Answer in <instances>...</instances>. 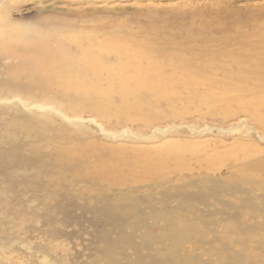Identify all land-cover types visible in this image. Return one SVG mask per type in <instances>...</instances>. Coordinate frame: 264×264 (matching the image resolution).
<instances>
[{"label": "rangeland", "instance_id": "1", "mask_svg": "<svg viewBox=\"0 0 264 264\" xmlns=\"http://www.w3.org/2000/svg\"><path fill=\"white\" fill-rule=\"evenodd\" d=\"M6 6L10 19L24 28L44 33L54 26L65 36H89L96 45L93 53L105 56L106 67L118 65L116 52L128 57L123 66L159 60L160 49L169 40L177 44L169 50L174 58L186 47L197 54L212 52L217 58L230 46L237 47L239 33H247L250 44L256 45L260 40L254 33L264 31L262 22L229 27L259 7L264 16V0H11ZM68 48L72 57H83L76 44ZM18 64L17 59L0 60V78H8L5 67ZM101 74L94 81H75L67 75L50 80L42 75L34 83L22 81L42 91L0 92V151L16 146L23 158L37 161L26 171L13 173L0 166V264L91 263L99 245L97 228L80 208L86 203L98 205L102 195L134 190L159 200L166 189L147 186L167 187L174 180L200 176L264 182L260 170L246 169L264 161V140L249 118L242 121L245 117L240 116L247 111L260 126L264 96L232 93L228 85L210 92L201 81L198 84L206 89L198 84L171 88L164 82L122 81ZM72 102L87 106L74 110ZM253 103L258 111L247 105ZM73 165L75 169H70ZM70 205L72 220L65 224L63 212ZM227 225L218 220L211 228L225 237ZM213 237L207 232L206 243L193 239L185 248L209 261V249L217 245ZM237 237L230 232V238ZM254 240L249 246L257 249ZM254 253L264 255V250ZM129 255L135 259L131 250Z\"/></svg>", "mask_w": 264, "mask_h": 264}, {"label": "bare ground", "instance_id": "2", "mask_svg": "<svg viewBox=\"0 0 264 264\" xmlns=\"http://www.w3.org/2000/svg\"><path fill=\"white\" fill-rule=\"evenodd\" d=\"M9 1L11 0H0V60L17 59L19 64L5 67L4 74L8 78L6 80L0 78V92L4 90L31 92L35 89L42 91L44 89L36 87L35 84L22 83L26 79L34 83L37 81V76L43 75L54 80L59 75H67L75 81H94L100 79L103 71L109 75V79L116 77L122 81L164 82L171 88H186L184 86L198 84V81H201L208 84L210 92L211 89L218 90L220 86L228 85L232 93H243L253 98L264 96V31H255L254 35L260 40L256 45L250 44V36L247 33H239L235 38L237 47L230 46V50L217 58L212 52L204 51L197 54L190 47H186L174 58L169 50L176 48L177 44L176 41L169 40L163 43L159 60H150L145 64L135 62V65L123 66L122 61L128 60V57L116 52L115 59L118 65L106 67L104 65L106 63L102 60L105 56L93 53V47L96 45L89 36L75 38L74 36L77 35L75 33L65 36L60 32L61 28L54 26L44 33L38 28L29 26L24 28L8 16L9 10L6 4ZM262 14L263 10L260 7L256 8L247 12L244 19L231 21L229 27L240 29L258 25L260 22L264 23ZM85 42L88 46L84 45ZM71 43L76 44L80 49L79 52H83L82 58L72 57L68 48V44ZM242 51H248L250 54L245 56ZM201 85L200 88L204 86ZM247 105L258 111L257 103ZM86 106L73 102L71 104L74 110L84 109ZM23 108H27L24 103ZM260 112L259 115L262 116L260 126L253 123L247 111L242 113L244 115H240L245 118H239L242 121H247L249 118L248 121L254 125L257 134L264 140V103ZM26 119L24 115L21 117L23 121ZM48 122V119H44V123ZM157 132L161 130L153 129V133ZM36 163V160L23 158L16 146L6 152L0 151V166L8 173L26 171L29 165ZM75 167L73 165L70 169ZM246 169L260 170L264 173V161L250 164ZM88 183L93 186L96 181L89 180ZM170 183H167V187L165 185L146 187L147 189L165 188L159 200L152 194L138 195L134 190H126L114 196L102 195L98 199L97 204H99L93 207L87 206V203L83 204L80 209L91 215L90 223L97 228L99 243L96 247L97 256L89 264H264V255L254 253L264 250V182H230V179L200 176L191 180H174ZM256 191L262 193L257 194ZM224 197L229 199L226 200ZM72 206L70 205L66 210L60 209L64 210L62 221L65 224H69L72 220ZM258 219H262V222ZM150 220L154 222L153 226L151 223L149 225ZM218 220L228 224L225 237H220V234L218 235L211 228ZM248 220L254 222L249 223ZM157 223H161L162 226H158ZM154 228L158 233H154ZM207 232L214 235L212 242L217 245L209 249L210 260L202 261V257L200 259L193 251L188 252L185 244L193 239L199 243H206ZM230 232H236L238 237L230 238ZM252 240L257 244V249L249 246ZM129 250L134 253L135 259L131 258Z\"/></svg>", "mask_w": 264, "mask_h": 264}]
</instances>
